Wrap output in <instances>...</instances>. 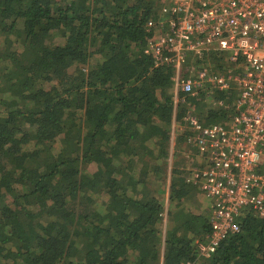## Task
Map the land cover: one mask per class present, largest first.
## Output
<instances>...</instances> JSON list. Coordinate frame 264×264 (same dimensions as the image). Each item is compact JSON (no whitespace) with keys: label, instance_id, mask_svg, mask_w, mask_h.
Returning <instances> with one entry per match:
<instances>
[{"label":"trees","instance_id":"obj_1","mask_svg":"<svg viewBox=\"0 0 264 264\" xmlns=\"http://www.w3.org/2000/svg\"><path fill=\"white\" fill-rule=\"evenodd\" d=\"M161 6L0 0V264H264V213L247 210L203 256L210 203L191 201L199 188L176 168L165 210L148 179L165 177L174 116L226 120L236 96L206 85L175 98L173 66L148 47Z\"/></svg>","mask_w":264,"mask_h":264},{"label":"built area","instance_id":"obj_2","mask_svg":"<svg viewBox=\"0 0 264 264\" xmlns=\"http://www.w3.org/2000/svg\"><path fill=\"white\" fill-rule=\"evenodd\" d=\"M161 5L168 19L158 23L148 47L155 65L173 66L175 98L206 85L219 90L232 85L236 91L226 120L205 124L191 110L182 117L184 144L195 151L190 182L212 201L209 231L196 244L200 255L209 256L240 230L247 210L264 213V0H161ZM211 52L235 62L234 69L220 72L198 62ZM188 59L189 73L182 74ZM175 122L174 116L172 127ZM172 127L169 146L176 139Z\"/></svg>","mask_w":264,"mask_h":264},{"label":"rangeland","instance_id":"obj_3","mask_svg":"<svg viewBox=\"0 0 264 264\" xmlns=\"http://www.w3.org/2000/svg\"><path fill=\"white\" fill-rule=\"evenodd\" d=\"M20 25V24H19ZM52 41L53 43H59L61 42V39L58 37V36H53L52 37ZM221 57V61H225V57L223 55H220ZM215 58L212 56H209L206 60V66L213 69V70H218L217 68L218 67H215L216 64H215ZM217 62H220V61H217ZM191 65V59H188L187 60V63L185 65H183L182 69H181V72L182 74H187V68L188 66ZM226 66L227 68L226 69H233V64L231 65L229 62L226 63ZM225 69V70H226ZM224 69L221 70L222 72L225 71ZM220 71V69L218 70ZM220 71V72H221ZM214 92L212 91V93H210L207 101L208 103L210 104V106H214L216 109H219V106L217 102H213V105H212V98L214 96ZM173 128V131H174V136L177 137V134L181 131H183L184 129V125L183 124H178V122L176 121L174 123V127ZM176 142H174L175 144ZM174 147V146H173ZM187 146H185L184 142L182 143H176L175 144V147L174 149L170 147V151L171 153L169 154V156L167 157V160L165 162V165H164V169L163 171L165 172V177H155L154 175H150L148 176V179L150 180L151 179V183H153L154 185H158V187L161 189V192L158 194L160 197H162V202H163V205H164V209L166 210L167 209V206H168V193H169V185H170V182H171V179L173 177V169H180L181 171H183V174L186 175L187 179H192V177L195 175V172L193 171V168H194V162L192 161V158L194 155H195V151L194 149H191L188 147V149H186ZM174 151V152H173ZM193 155V156H192ZM164 175V173H163ZM155 179H159L157 182L154 181ZM162 179V180H161ZM196 195V198L193 199L192 197H195ZM190 197L192 198L191 201L197 205H201V200L199 197H201L203 199V202H202V210L204 209L205 211V206H208L209 207V203L211 205L212 201L211 199L208 197V199L196 188H193L191 193H190ZM201 201H199L198 199ZM209 217V215H208ZM165 222V221H164Z\"/></svg>","mask_w":264,"mask_h":264},{"label":"crops","instance_id":"obj_4","mask_svg":"<svg viewBox=\"0 0 264 264\" xmlns=\"http://www.w3.org/2000/svg\"><path fill=\"white\" fill-rule=\"evenodd\" d=\"M185 146H186V145H185ZM170 147H171V149H172L173 146L170 145V146L168 147V156H169V154L171 153V151H170ZM173 149H174V148H173ZM173 152H174V151H173ZM195 197H196V195H195ZM195 197H192V198L195 199Z\"/></svg>","mask_w":264,"mask_h":264}]
</instances>
